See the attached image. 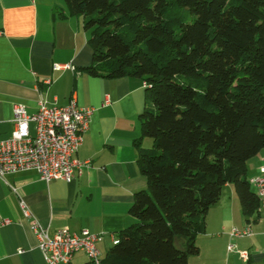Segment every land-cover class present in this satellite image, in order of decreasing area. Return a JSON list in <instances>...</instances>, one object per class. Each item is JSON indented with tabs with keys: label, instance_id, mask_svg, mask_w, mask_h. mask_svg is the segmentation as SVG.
<instances>
[{
	"label": "trees",
	"instance_id": "trees-1",
	"mask_svg": "<svg viewBox=\"0 0 264 264\" xmlns=\"http://www.w3.org/2000/svg\"><path fill=\"white\" fill-rule=\"evenodd\" d=\"M89 33L93 76L146 83L135 222L102 264H189L232 184L261 207L248 162L264 151V0H65ZM91 264H93L91 262Z\"/></svg>",
	"mask_w": 264,
	"mask_h": 264
},
{
	"label": "crops",
	"instance_id": "crops-1",
	"mask_svg": "<svg viewBox=\"0 0 264 264\" xmlns=\"http://www.w3.org/2000/svg\"><path fill=\"white\" fill-rule=\"evenodd\" d=\"M88 39L83 18L72 16L65 0H0V140L12 136L16 105L34 114L40 102L66 107L74 98L80 107L94 109L76 154L90 166L72 182L45 183L35 171L0 177V264H46L21 200L51 236L63 228L101 236V259L113 247V238L135 222L129 213L134 195L147 187L138 158L153 146L150 138H142L146 83L85 71L93 59ZM57 65L72 68L57 70ZM262 168L264 151L248 162L250 183L263 174ZM248 225L251 237L231 239L233 228ZM230 243L234 251L228 250ZM197 245L199 254L189 264H264L263 212L259 208L247 218L234 186L227 184L209 210ZM241 251L249 253L248 262ZM69 264L91 262L85 253H77Z\"/></svg>",
	"mask_w": 264,
	"mask_h": 264
},
{
	"label": "built area",
	"instance_id": "built-area-1",
	"mask_svg": "<svg viewBox=\"0 0 264 264\" xmlns=\"http://www.w3.org/2000/svg\"><path fill=\"white\" fill-rule=\"evenodd\" d=\"M63 68L72 66H56L57 70ZM93 113L94 109L80 107L74 98L66 107H50L40 102L39 109L34 114H29L25 106L16 105L12 136L0 140V177L22 171H35L45 183L55 180L72 182L84 168L90 166L89 161L76 159V154L90 129ZM262 173L251 181V185L256 188L261 203L260 210L264 215V168ZM20 206L24 216L31 219V230L38 239L46 264H69L77 253H85L93 264H102L97 248L101 236L94 235L87 229L75 233L68 228L60 229L51 236L37 219H32V213L23 200L20 201ZM252 235L251 225L245 229L233 228L230 232L231 239H243ZM116 244L118 238L114 237L113 245ZM235 249L236 246L230 243L228 250ZM240 256L243 261H249L248 252L241 251Z\"/></svg>",
	"mask_w": 264,
	"mask_h": 264
},
{
	"label": "rangeland",
	"instance_id": "rangeland-1",
	"mask_svg": "<svg viewBox=\"0 0 264 264\" xmlns=\"http://www.w3.org/2000/svg\"><path fill=\"white\" fill-rule=\"evenodd\" d=\"M253 190L255 191V190H256V188L254 187V188H253Z\"/></svg>",
	"mask_w": 264,
	"mask_h": 264
}]
</instances>
